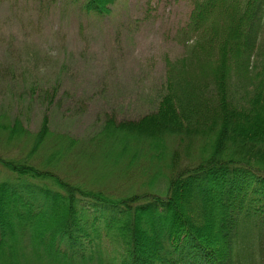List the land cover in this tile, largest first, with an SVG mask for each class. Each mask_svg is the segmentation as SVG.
I'll list each match as a JSON object with an SVG mask.
<instances>
[{"label": "trees", "instance_id": "1", "mask_svg": "<svg viewBox=\"0 0 264 264\" xmlns=\"http://www.w3.org/2000/svg\"><path fill=\"white\" fill-rule=\"evenodd\" d=\"M190 5L148 112L81 142L56 87L36 129L0 114V264H264V0Z\"/></svg>", "mask_w": 264, "mask_h": 264}, {"label": "rangeland", "instance_id": "2", "mask_svg": "<svg viewBox=\"0 0 264 264\" xmlns=\"http://www.w3.org/2000/svg\"><path fill=\"white\" fill-rule=\"evenodd\" d=\"M190 8V0H116L96 16L69 0H0V114L36 129L48 104L36 95L56 87L52 129L81 142L105 113L148 112L167 62L183 54L175 35Z\"/></svg>", "mask_w": 264, "mask_h": 264}]
</instances>
